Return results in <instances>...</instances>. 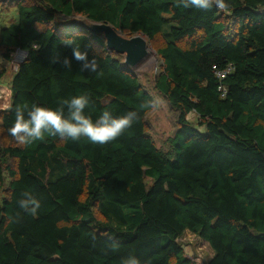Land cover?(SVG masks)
Masks as SVG:
<instances>
[{"label":"trees","instance_id":"obj_1","mask_svg":"<svg viewBox=\"0 0 264 264\" xmlns=\"http://www.w3.org/2000/svg\"><path fill=\"white\" fill-rule=\"evenodd\" d=\"M0 3L18 11L0 28L2 56L27 53L0 113V264H194L178 242L186 230L210 245L207 264H264V0H227L228 11L178 0ZM73 18L164 37L156 88L178 112L167 148L148 133L151 94L103 36L66 24ZM77 47L97 71H81ZM78 95L93 120L105 110L139 119L104 145L47 133L20 145L8 134L17 106L57 108ZM25 192L40 202L35 216L19 207Z\"/></svg>","mask_w":264,"mask_h":264},{"label":"clouds","instance_id":"obj_2","mask_svg":"<svg viewBox=\"0 0 264 264\" xmlns=\"http://www.w3.org/2000/svg\"><path fill=\"white\" fill-rule=\"evenodd\" d=\"M178 4L185 8L193 7L205 11L213 7L220 11L229 9L227 0H178ZM64 43L72 42L65 40ZM73 58L76 61H86L81 65V71L95 72L98 69L96 59L88 61L87 53H82L78 47L73 49ZM63 64L71 68V62L68 59H65ZM89 104L90 98L87 95H78L70 99H61L57 108L33 104L25 111L24 108L17 106L15 121L8 128V134L20 145L43 140L45 133L65 141H79L82 137H86L93 144L104 145L122 136L139 119V114L135 110L121 116H114L110 111L105 110L96 120H93L85 114ZM18 204L22 210L33 216L40 208L39 200L29 192L23 193V198L18 201ZM125 264H141V262L139 259L131 258Z\"/></svg>","mask_w":264,"mask_h":264},{"label":"rangeland","instance_id":"obj_3","mask_svg":"<svg viewBox=\"0 0 264 264\" xmlns=\"http://www.w3.org/2000/svg\"><path fill=\"white\" fill-rule=\"evenodd\" d=\"M17 18L16 5L13 3H0V28L17 21ZM63 20L65 18H59L58 22ZM60 25L58 30L62 32L65 27L62 24ZM163 43L164 37L162 35L157 36L154 40H149L147 58L132 71L139 78L142 87L151 94L155 101L154 108L146 117L148 133L157 147L167 148V139L173 136L178 128V112L170 106L167 99L156 88V80L162 70V59L156 49ZM26 56L25 51L17 49L12 54V60L8 62L2 56L0 48V71L5 69V74L0 80V113L10 105V83L14 72ZM188 118L194 125H197L195 113H190ZM8 142H11V140H8ZM14 142L13 140L12 143ZM178 242L184 247L185 254L193 260L194 264H207L213 257L214 253L210 245L188 230L178 239Z\"/></svg>","mask_w":264,"mask_h":264},{"label":"water","instance_id":"obj_4","mask_svg":"<svg viewBox=\"0 0 264 264\" xmlns=\"http://www.w3.org/2000/svg\"><path fill=\"white\" fill-rule=\"evenodd\" d=\"M66 24L78 25L95 35L103 36L107 48L123 56L122 65L127 69L133 70L138 67L149 54V42L141 34L128 37L109 23L84 18H73Z\"/></svg>","mask_w":264,"mask_h":264},{"label":"built area","instance_id":"obj_5","mask_svg":"<svg viewBox=\"0 0 264 264\" xmlns=\"http://www.w3.org/2000/svg\"><path fill=\"white\" fill-rule=\"evenodd\" d=\"M214 68L217 69L216 66H214ZM231 70H232V67H229L224 71H218L217 75H218V77L223 79V78H225L226 74L229 73ZM219 89L226 92V89L223 86H220Z\"/></svg>","mask_w":264,"mask_h":264}]
</instances>
